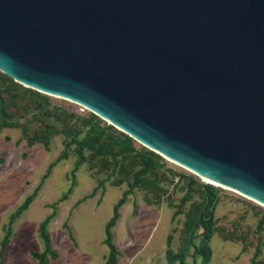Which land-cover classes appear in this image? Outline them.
Listing matches in <instances>:
<instances>
[{
  "label": "water",
  "instance_id": "95a60500",
  "mask_svg": "<svg viewBox=\"0 0 264 264\" xmlns=\"http://www.w3.org/2000/svg\"><path fill=\"white\" fill-rule=\"evenodd\" d=\"M0 72L264 207V0H0Z\"/></svg>",
  "mask_w": 264,
  "mask_h": 264
},
{
  "label": "rangeland",
  "instance_id": "374dc122",
  "mask_svg": "<svg viewBox=\"0 0 264 264\" xmlns=\"http://www.w3.org/2000/svg\"><path fill=\"white\" fill-rule=\"evenodd\" d=\"M107 231L116 264H264L263 206L0 72V264H105Z\"/></svg>",
  "mask_w": 264,
  "mask_h": 264
},
{
  "label": "trees",
  "instance_id": "16d2710c",
  "mask_svg": "<svg viewBox=\"0 0 264 264\" xmlns=\"http://www.w3.org/2000/svg\"><path fill=\"white\" fill-rule=\"evenodd\" d=\"M82 147L79 148L78 150V156H79V159H82L83 158V155H82ZM212 186V185H210ZM211 195V193H210ZM34 197V194L29 196L28 198H26V200L24 201V203L21 205V207L18 209V212H22L23 210H25L27 208V206L30 204L31 200L33 199ZM49 218L45 219L39 226V234L43 240V243L45 245V251L44 253H42L41 255H37L35 254V257L39 260L40 263H43L44 260L46 259V256L48 255V253L50 252V241H49V236H48V233H47V226H48V223H49ZM7 241V238L5 237L3 239V242H2V246L4 247L5 243ZM107 245H108V248H109V254H108V257H107V260L105 262V264H116V261H117V257H118V252L117 250L115 249V247L113 246V244L111 243V237H110V233L109 231H107Z\"/></svg>",
  "mask_w": 264,
  "mask_h": 264
},
{
  "label": "bare ground",
  "instance_id": "6f19581e",
  "mask_svg": "<svg viewBox=\"0 0 264 264\" xmlns=\"http://www.w3.org/2000/svg\"><path fill=\"white\" fill-rule=\"evenodd\" d=\"M176 164V163H175ZM178 165V164H177ZM178 166H180V165H178ZM180 167H182V166H180ZM183 168V167H182ZM200 177V176H199ZM201 179H202V181L207 185V184H209V185H212V186H216V185H214L213 183H211V182H209L208 180H206V179H204V178H202V177H200ZM216 187H219V186H216ZM219 188H222V187H219ZM224 189H226V188H224ZM228 190H230V189H228ZM233 192H235V193H237V194H240V193H238V192H236V191H234V190H232ZM241 195V194H240ZM241 196H243V197H245V198H247V199H249V200H251V201H253L252 199H250V198H248V197H246V196H244V195H241ZM255 202V201H254ZM255 203H257V202H255ZM257 204H259V203H257ZM259 205H261V204H259ZM262 206V205H261Z\"/></svg>",
  "mask_w": 264,
  "mask_h": 264
}]
</instances>
